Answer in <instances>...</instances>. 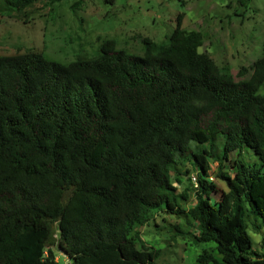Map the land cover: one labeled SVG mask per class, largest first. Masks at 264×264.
I'll use <instances>...</instances> for the list:
<instances>
[{"label": "trees", "instance_id": "16d2710c", "mask_svg": "<svg viewBox=\"0 0 264 264\" xmlns=\"http://www.w3.org/2000/svg\"><path fill=\"white\" fill-rule=\"evenodd\" d=\"M203 38L178 15L166 43L142 39V55L113 41L67 63L0 55V264H59L50 221L68 264H155L140 228L158 212L214 244L219 257L203 251L196 264H264L250 233L264 226V55L235 80L198 51ZM182 158L196 168L188 207L173 184ZM209 159L230 162L218 175L227 191Z\"/></svg>", "mask_w": 264, "mask_h": 264}, {"label": "rangeland", "instance_id": "374dc122", "mask_svg": "<svg viewBox=\"0 0 264 264\" xmlns=\"http://www.w3.org/2000/svg\"><path fill=\"white\" fill-rule=\"evenodd\" d=\"M178 15L181 28L204 34L198 51L235 80L247 79L254 61L264 55V0H250L246 7L238 0H40L24 9H13L0 0V55L34 50L67 63L78 57L98 56L106 41H113L117 49L142 55V39L166 43ZM242 67L246 71L240 75ZM263 91L264 83L259 93ZM229 163L209 159V180L225 191L226 184L218 175L229 173ZM172 175L177 192L188 194L182 204L190 206L196 186L189 178L196 175V168L188 160L178 159ZM49 224L48 247L59 264H68L67 257L56 249L57 222ZM172 224L179 225L183 234L174 232ZM140 232L145 245L158 252L155 264H196L203 251L219 257L213 243H195L192 228L173 215L156 213ZM250 233L253 248L264 252V226Z\"/></svg>", "mask_w": 264, "mask_h": 264}, {"label": "built area", "instance_id": "2783aa9c", "mask_svg": "<svg viewBox=\"0 0 264 264\" xmlns=\"http://www.w3.org/2000/svg\"><path fill=\"white\" fill-rule=\"evenodd\" d=\"M191 179L193 180V182H194V185L196 186V185H197V183H196V178H195V176H192V177H191Z\"/></svg>", "mask_w": 264, "mask_h": 264}]
</instances>
